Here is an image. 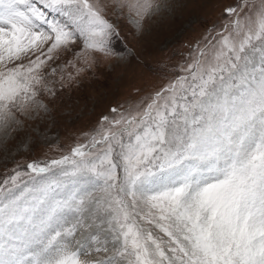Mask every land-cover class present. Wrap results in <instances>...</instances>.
<instances>
[{"label": "snow or ice", "instance_id": "6c2138e0", "mask_svg": "<svg viewBox=\"0 0 264 264\" xmlns=\"http://www.w3.org/2000/svg\"><path fill=\"white\" fill-rule=\"evenodd\" d=\"M172 7L0 0V147L47 111L57 68L44 70L62 51L89 68L130 55L113 46V18L142 32ZM224 16L166 85L5 174L0 264H264V0Z\"/></svg>", "mask_w": 264, "mask_h": 264}, {"label": "rangeland", "instance_id": "374dc122", "mask_svg": "<svg viewBox=\"0 0 264 264\" xmlns=\"http://www.w3.org/2000/svg\"><path fill=\"white\" fill-rule=\"evenodd\" d=\"M166 12L145 22L142 32L125 20H116L119 38L114 48L130 55L98 57L89 68L75 57L74 51L61 52L49 62L45 72L51 92L42 93L47 111L41 110L9 141V152L0 147V181L18 164L33 160L58 158L85 134L97 127L100 118L111 116L110 109L138 102L166 85L178 73V66L188 60L198 42L214 26L224 24V9L235 0H171ZM81 46L75 45L79 50ZM68 61L84 68L77 73ZM71 74V75H69ZM63 77V79H62Z\"/></svg>", "mask_w": 264, "mask_h": 264}]
</instances>
